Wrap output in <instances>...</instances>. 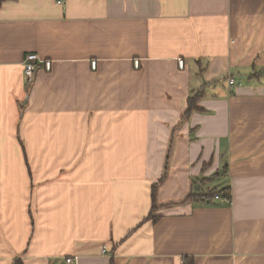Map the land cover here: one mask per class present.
<instances>
[{
  "label": "crops",
  "instance_id": "0c3cea01",
  "mask_svg": "<svg viewBox=\"0 0 264 264\" xmlns=\"http://www.w3.org/2000/svg\"><path fill=\"white\" fill-rule=\"evenodd\" d=\"M28 53L52 62L29 84ZM17 258L264 264V0H0V264Z\"/></svg>",
  "mask_w": 264,
  "mask_h": 264
},
{
  "label": "built area",
  "instance_id": "2783aa9c",
  "mask_svg": "<svg viewBox=\"0 0 264 264\" xmlns=\"http://www.w3.org/2000/svg\"><path fill=\"white\" fill-rule=\"evenodd\" d=\"M136 64L138 65V61L136 62ZM51 66H52L51 60L44 59L37 53H28L24 59V77L26 83L29 84L33 81L35 72L39 68L45 67L47 70H50ZM92 66L93 68H96V61L92 63ZM179 66L181 69H183L185 66V61L182 58H179ZM230 84H234V80H230ZM214 198L220 200L225 204L231 203V198L229 196L216 194ZM67 261L70 262L72 261V259L69 258ZM181 264H189V263L188 260L184 258L181 260Z\"/></svg>",
  "mask_w": 264,
  "mask_h": 264
},
{
  "label": "trees",
  "instance_id": "16d2710c",
  "mask_svg": "<svg viewBox=\"0 0 264 264\" xmlns=\"http://www.w3.org/2000/svg\"><path fill=\"white\" fill-rule=\"evenodd\" d=\"M201 96H203L202 93H198L195 96H192L189 98L188 100V109H187V114H190L191 112L195 111V110H199L200 106L198 105V102L201 98ZM166 179V173L164 174V176L162 178H160V180L153 185V202H154V210H155V203H156V193L158 190L159 185ZM197 191V190H196ZM216 194H222L225 196H229L231 198V192H230V188L225 187L222 190H217V191H208L206 196L210 199V198H214ZM197 194L196 192H192L190 193V197H195ZM152 215V213H151ZM150 215V217H151ZM14 264H24L23 260L21 258H17L14 261Z\"/></svg>",
  "mask_w": 264,
  "mask_h": 264
},
{
  "label": "rangeland",
  "instance_id": "374dc122",
  "mask_svg": "<svg viewBox=\"0 0 264 264\" xmlns=\"http://www.w3.org/2000/svg\"><path fill=\"white\" fill-rule=\"evenodd\" d=\"M221 178V176L219 177V176H215L214 178H212V179H210L209 180V182H208V184H205L204 186H203V190L206 192H208V191H211V192H213V191H216V190H218V189H220L219 188V186H217L214 182H216V181H218L219 179ZM207 182V181H206ZM201 187V186H200Z\"/></svg>",
  "mask_w": 264,
  "mask_h": 264
}]
</instances>
